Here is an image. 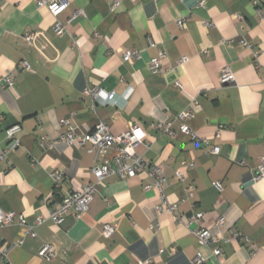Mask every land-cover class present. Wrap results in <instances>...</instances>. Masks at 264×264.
I'll return each mask as SVG.
<instances>
[{
	"label": "crops",
	"instance_id": "1",
	"mask_svg": "<svg viewBox=\"0 0 264 264\" xmlns=\"http://www.w3.org/2000/svg\"><path fill=\"white\" fill-rule=\"evenodd\" d=\"M36 1L0 0V78L14 74L11 88L0 86V210L44 220L34 239L17 217L0 227L7 250L0 264H192L197 254L203 264H264V176L254 180L264 156V0H67L60 37ZM26 33L42 36L28 44ZM127 50L140 57L123 62ZM160 53L161 71L153 72L149 60ZM22 61L29 71L18 68ZM224 67L231 84L219 82ZM91 89L112 93L113 101L92 105ZM188 110L185 123L197 139L179 130ZM98 122L112 135L144 131L134 151L161 169L173 214L157 212L159 195L143 190L150 179L140 173L104 179L86 212L69 213L60 227L51 223L48 210L94 182L100 161L87 146L60 138ZM165 123L168 131L158 127ZM13 125L20 127L14 143L6 136ZM213 147L218 155L209 153ZM56 171L58 183L50 177ZM197 212L202 218L188 228L174 220ZM104 225L114 227L111 236L102 234ZM196 229L214 242L198 245ZM44 245L55 247L53 260L37 257Z\"/></svg>",
	"mask_w": 264,
	"mask_h": 264
},
{
	"label": "built area",
	"instance_id": "2",
	"mask_svg": "<svg viewBox=\"0 0 264 264\" xmlns=\"http://www.w3.org/2000/svg\"><path fill=\"white\" fill-rule=\"evenodd\" d=\"M69 6L67 0H37L36 7H45L49 13L56 20L55 34L57 36H62L66 31L65 27L57 21L58 16L63 13ZM113 6H116L114 4ZM80 14V11H77L73 14ZM257 17L260 20L262 18L261 13L257 12ZM178 26H182V21H179ZM42 36L41 33H26L23 36V39L26 43L32 44L37 37ZM242 44L245 47L250 48L248 43L242 41ZM140 57V52L137 50H127L124 51L121 55L123 62H131L137 60ZM164 55L160 53L157 57L149 60L150 69L153 72H159L162 68V62ZM186 59H181L180 63H184ZM18 68L22 71H29L30 67L27 62L22 61L18 64ZM14 74L12 71H7L0 78V86L11 88L13 86ZM219 82L222 85L231 84L234 82V75L228 67L221 69L219 74ZM92 99V105L100 104L102 106L111 103L113 101L114 95L112 93L106 94L104 97L98 96V93L95 89L87 90L85 92ZM192 113L190 110L183 111L179 115V119L182 122L179 130L180 133L186 135L190 139H197L196 135L191 131V129L186 125L185 121L191 117ZM61 125H66L67 122L63 121ZM159 128L168 131L170 124H160ZM20 130L18 125H13L6 130V136L8 140L14 143L15 134ZM145 139L144 131L139 127H130L127 131L120 135H112L109 131V128L103 122H98L92 131L83 134L76 135L74 131L69 128L67 133L60 138L61 141L67 143L68 145H76L80 148L87 146L88 152L96 154L99 161V164L92 169V176L94 182H91L83 186L78 191H73L67 193L58 205L52 209L48 210L47 218L51 223L60 227L66 216L73 212L77 217L88 210L89 204L92 202L94 195L96 193L95 185L104 179L117 176L119 178H134L140 173L146 174L150 179V183L144 185L143 190L145 192L150 190H156L159 195V203L156 206V210L159 213L173 214L176 210V204L169 203L166 197L163 194V187L166 185L165 178L163 177L162 171L159 167L155 165L147 164L140 156H138L134 149L143 143ZM205 142V141H204ZM209 153L212 155H218L219 149L213 147ZM190 167L193 165L190 164ZM264 176V156L259 158V164L256 167V175L254 180H259ZM50 177L54 183H58L61 178L60 172H54L50 174ZM177 178L182 180L181 176L177 174ZM214 187L219 191V183H215ZM187 195L189 198L193 196V187L189 186L187 188ZM17 217V222L20 226L27 227V236L34 239L36 234L34 232V227L40 225L43 222V218H35L31 223H28L21 215H15L14 213H4L0 210V227L10 225L13 223L14 219ZM202 218V213H194L189 219H183L181 217H175L174 220L186 228L189 227L190 223L200 221ZM218 224L222 223V220L217 221ZM115 229L111 225H104L102 228V234L106 236H111L114 233ZM192 234L196 238L198 245L200 246H209L214 242L213 237L210 232L206 229H196L192 231ZM238 235H235L237 238ZM246 241V240H245ZM23 242H19L18 245H21ZM6 248L0 247V263H4L6 260ZM211 255L218 259L220 258V251L214 249L211 252ZM56 256V249L52 245H44L37 253V257L44 261H51ZM204 259L200 254H197L192 261V264H203Z\"/></svg>",
	"mask_w": 264,
	"mask_h": 264
}]
</instances>
